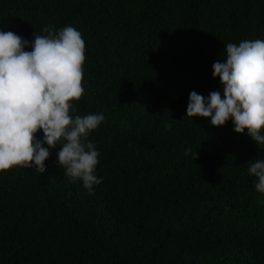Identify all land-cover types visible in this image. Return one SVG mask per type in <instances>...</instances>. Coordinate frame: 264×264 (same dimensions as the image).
I'll return each instance as SVG.
<instances>
[{
	"label": "trees",
	"instance_id": "1",
	"mask_svg": "<svg viewBox=\"0 0 264 264\" xmlns=\"http://www.w3.org/2000/svg\"><path fill=\"white\" fill-rule=\"evenodd\" d=\"M47 26L84 39L71 115L105 116L89 134L103 180L89 192L67 177L60 145L43 173L0 172V264H264L248 172L264 145L186 116L191 92L223 96L212 65L225 45L264 40V0H0V30L26 51Z\"/></svg>",
	"mask_w": 264,
	"mask_h": 264
},
{
	"label": "clouds",
	"instance_id": "2",
	"mask_svg": "<svg viewBox=\"0 0 264 264\" xmlns=\"http://www.w3.org/2000/svg\"><path fill=\"white\" fill-rule=\"evenodd\" d=\"M47 35L34 34L29 42L12 31L0 30V172L13 167L45 171L49 149L60 145L57 164L72 181H82L89 192L103 178L95 175L99 152L90 132L105 120L103 113L73 116V101L84 95L85 42L72 26ZM225 58L213 63L212 76L223 87L207 99L189 94L188 117L210 118L212 127L232 121L233 131L264 145V40L228 43ZM42 132V140L36 133ZM44 145H47L45 147ZM192 160L197 153L186 149ZM256 191L264 193V159L251 162Z\"/></svg>",
	"mask_w": 264,
	"mask_h": 264
}]
</instances>
